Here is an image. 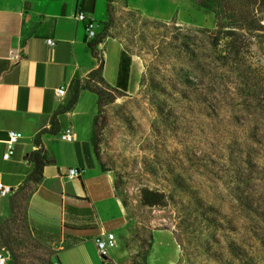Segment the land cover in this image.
Returning <instances> with one entry per match:
<instances>
[{"label": "rangeland", "instance_id": "1", "mask_svg": "<svg viewBox=\"0 0 264 264\" xmlns=\"http://www.w3.org/2000/svg\"><path fill=\"white\" fill-rule=\"evenodd\" d=\"M98 0L97 34L142 65L136 89L97 83L92 133L128 214L111 264H264V102L235 64L226 32L243 35L264 81V0ZM96 118V119H95ZM31 184L0 216L7 264H53L27 223ZM162 196L163 205H148Z\"/></svg>", "mask_w": 264, "mask_h": 264}, {"label": "crops", "instance_id": "2", "mask_svg": "<svg viewBox=\"0 0 264 264\" xmlns=\"http://www.w3.org/2000/svg\"><path fill=\"white\" fill-rule=\"evenodd\" d=\"M97 5L98 0H0V183L14 191L27 184L32 165L26 155L40 148L34 143L39 137L53 163L43 169L41 182L32 183L27 223L32 237L52 250L59 264H111L101 258L95 240L113 232L120 241L128 222L115 176L102 169L91 142L97 94L81 91L75 106L60 113L73 79L86 84L100 62L112 90L128 93L141 81L142 65L117 39L106 37L94 51L89 48L87 21L76 15L85 13L97 28ZM48 39L55 45L49 46ZM91 83L98 84L95 78ZM60 87L67 91L63 98L56 96ZM69 129L72 142L62 139ZM10 130L24 138L12 160L5 161ZM71 168L81 175L69 178ZM5 199H0V216Z\"/></svg>", "mask_w": 264, "mask_h": 264}, {"label": "trees", "instance_id": "3", "mask_svg": "<svg viewBox=\"0 0 264 264\" xmlns=\"http://www.w3.org/2000/svg\"><path fill=\"white\" fill-rule=\"evenodd\" d=\"M110 3H112V0H108V6H107V12L109 17L112 15V9L110 6ZM90 21H87L86 25ZM227 39L229 40L228 42V48L226 52L220 53L219 55V61L220 63L224 65L228 64H235L240 77L242 78L243 83L245 84L249 95L258 100L259 102H264V81L260 79V76H256L255 70L250 66L247 62V57H246V47L244 42H241V38H243L242 34H239L238 32L234 30H228L226 32ZM108 36L104 35L103 33H98L96 38L89 43V48L94 51L95 47L102 42L104 38ZM103 64L100 62L99 67L90 74L89 80L86 84H82L79 80V78H74L71 85H70V98L68 103L64 106V108L60 111V113H66L70 111L75 104L77 103L79 99V95L81 91L83 90H90L92 92H95L98 96V103L100 101V92L97 91L96 89H93L91 87V80L94 78L97 80L99 85L106 86L105 80L101 76ZM97 103V104H98ZM96 119V118H95ZM52 126H55V121L52 122ZM91 142L93 144V148L96 154V157L98 159V154L96 152V142H95V136L93 133H91ZM34 143L40 148L36 151H33L29 154L26 155V159L31 163L32 165V171L27 179V184L25 186H21L19 189H24L28 185L31 186V184H38L41 182L43 178V169L47 166L53 163L52 160H50L46 153L43 151V148L41 147V141L40 138L37 137L34 141ZM103 169V168H102ZM104 171H108L103 169ZM29 182V183H28ZM31 182V183H30ZM33 189H31L32 193ZM30 193V195H31ZM30 197V196H29ZM144 199L148 205L152 206H158V205H163V200L162 196L158 194H154L155 199L150 200L148 198V193L145 191L144 194ZM29 199V198H28ZM55 257V256H54ZM55 260H58L55 257ZM109 264V263H106Z\"/></svg>", "mask_w": 264, "mask_h": 264}, {"label": "built area", "instance_id": "4", "mask_svg": "<svg viewBox=\"0 0 264 264\" xmlns=\"http://www.w3.org/2000/svg\"><path fill=\"white\" fill-rule=\"evenodd\" d=\"M76 19L81 21V22H86L89 21L88 17L85 13L79 12L76 15ZM96 26L93 21L90 20V22L86 25L85 27V32H86V39L87 41H93L96 36ZM47 44L49 46H54L55 42L54 40L48 39L46 40ZM66 89L64 87H60L56 90V96L57 97H65L66 96ZM24 138L23 133L15 130H10L7 133V139L4 142L6 149L3 153V160L5 161H10L12 160L14 153H15V148L19 144V142ZM62 139L67 141V142H72L74 140V134L71 129L67 130L63 136ZM81 175V172L77 169L71 168L68 170V177L73 178V177H79ZM14 192V189L11 188L10 186H6L2 183H0V199H5L9 195H11ZM96 247L99 253L102 255L109 256L111 252H114L118 246H119V239L117 238L116 234L113 232H107L101 236H99L96 240ZM7 256L5 255L4 252L0 251V264H7ZM53 264H59L58 262H54Z\"/></svg>", "mask_w": 264, "mask_h": 264}, {"label": "water", "instance_id": "5", "mask_svg": "<svg viewBox=\"0 0 264 264\" xmlns=\"http://www.w3.org/2000/svg\"><path fill=\"white\" fill-rule=\"evenodd\" d=\"M101 258H102L103 260H105V261L108 260V256L103 255V254L101 255Z\"/></svg>", "mask_w": 264, "mask_h": 264}]
</instances>
